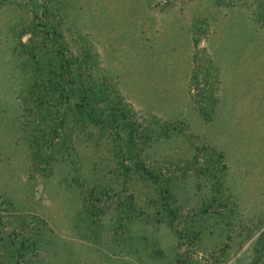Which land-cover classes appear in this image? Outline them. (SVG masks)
<instances>
[{"label":"rangeland","instance_id":"obj_1","mask_svg":"<svg viewBox=\"0 0 264 264\" xmlns=\"http://www.w3.org/2000/svg\"><path fill=\"white\" fill-rule=\"evenodd\" d=\"M0 264H264V0H0Z\"/></svg>","mask_w":264,"mask_h":264},{"label":"trees","instance_id":"obj_2","mask_svg":"<svg viewBox=\"0 0 264 264\" xmlns=\"http://www.w3.org/2000/svg\"><path fill=\"white\" fill-rule=\"evenodd\" d=\"M67 90H69V86H68ZM89 90H90L89 85H87L85 87L81 86V90L78 92L79 96H77L78 99L75 102H73V107H72V109L74 110L76 115L80 114L81 117L82 116L85 117L88 121L90 120L94 124H96V123L98 124V123H102V122H104V124H106V125L112 124V122H114L113 116H115V115H111L110 113H108V115L104 119H101V117H99V115H96V116L94 115V113L92 111V103H91V100L89 98V92L91 93V91H89ZM35 95L36 96L37 95L41 96V94H35ZM92 99H93V97H92ZM35 100H37V99H35ZM113 109L114 108L111 107L110 111L112 110L114 112ZM80 110H81V113L79 112ZM121 115L119 114V116H121L119 120L121 121L122 127L125 128V130H126V133H127L126 137L128 138V141L130 140V142H131V140L134 139V137H135L134 136L135 128H134L133 124L130 121L125 119V114L121 113ZM211 155H213L216 158L215 160L219 162L220 155L212 154V153H211ZM211 168H212V166H211ZM144 172H145L146 175H148L149 177L153 178L152 180H153L154 183L157 182V181H155L157 176L154 175L151 170L148 169V170H145ZM164 182L168 183L169 182V178H166ZM164 192H167L169 194L171 192L170 187L169 188H164ZM164 199H165V197H164ZM166 213H167L168 216L172 214L170 209H167ZM26 235L27 234L24 233L23 237L21 238L20 249L17 250L15 248V254H16L15 261L19 262V263H21V261L25 260V254H27L26 252H28L27 251L28 249L29 250L30 249H32V250L38 249L37 247H34V248L30 247V244H32L34 246V244H35L34 242L37 241V240L33 239V235H31V239L30 240H29V237L26 236Z\"/></svg>","mask_w":264,"mask_h":264}]
</instances>
